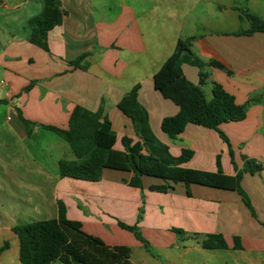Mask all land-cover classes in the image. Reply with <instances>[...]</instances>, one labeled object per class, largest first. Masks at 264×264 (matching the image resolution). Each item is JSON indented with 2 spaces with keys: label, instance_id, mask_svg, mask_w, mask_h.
<instances>
[{
  "label": "crops",
  "instance_id": "obj_1",
  "mask_svg": "<svg viewBox=\"0 0 264 264\" xmlns=\"http://www.w3.org/2000/svg\"><path fill=\"white\" fill-rule=\"evenodd\" d=\"M60 1L67 15L49 32L46 51L30 41L31 21L42 14L43 0H0V101L8 107L7 121L14 134L23 141L56 135L46 127L68 129L73 111L82 107L111 121L116 151L151 155L169 164L191 151V160L180 166L211 173L218 172L220 157L223 173L232 177L244 169L245 158L263 168L245 174L241 183L253 214L237 192L191 185L189 196L183 184L173 185L167 193L154 192L149 188L163 181L147 176L142 178L143 189H137L128 186L132 172L106 169L99 182L63 178L60 162L77 158L56 135L69 148H58L62 144L55 141L43 148L46 155L56 153L52 157L58 168L52 176L48 165L42 167L46 182L54 179L51 201L56 212H44L50 216L46 220L58 218L62 201L67 217L81 222L85 233L109 247H129L134 264L149 262L133 260V250L144 245L119 222L138 226L141 235L151 232L159 248L173 252L179 248L172 245L174 238L167 242L160 238L174 229L184 231L190 241L183 255H197L202 264H264V33L238 35L251 28L243 11L264 20V0ZM188 38L194 39L192 50L206 64L201 88L207 99L213 98V86L219 84L238 105H248L245 120L220 126L228 142L217 131L192 124L174 139L161 129L163 119L176 116L179 107L155 90L153 78L178 40ZM81 56L85 57L78 67L71 65ZM183 71L191 83L200 85L199 68L185 64ZM136 85L141 86L139 102L149 113L155 144L139 137L132 119L118 107ZM21 116L34 124L31 136ZM124 139L129 140L128 149ZM36 166V160L25 156L14 162L6 172L9 185H22L31 193ZM34 191L40 193L41 210H49L42 203L48 200L44 190ZM21 220L16 212H0V249L8 244L0 264H22L13 228L32 222ZM209 235H222L228 249H203ZM236 238L240 249H235ZM168 258L166 264H175Z\"/></svg>",
  "mask_w": 264,
  "mask_h": 264
},
{
  "label": "trees",
  "instance_id": "obj_2",
  "mask_svg": "<svg viewBox=\"0 0 264 264\" xmlns=\"http://www.w3.org/2000/svg\"><path fill=\"white\" fill-rule=\"evenodd\" d=\"M43 4L42 14L31 21L30 41L48 51L49 32L60 26L67 14L60 0H43ZM243 16L250 21L251 28L238 35L251 36L255 33H264V20L247 11H243ZM193 41V38L179 39L172 55L154 75L155 90L179 107L176 116L163 119L161 129L174 139L192 124L215 130L228 142L219 130L220 126L245 120L248 105H238L235 97L219 84L213 86V98L207 99L201 88L207 78L202 72L206 64L194 54ZM84 57L81 56L71 65L78 67ZM185 64L200 69V85H195L186 78L183 71ZM210 65L220 70H227L218 62H211ZM140 89V85L134 86L120 101L118 107L132 119L136 134L145 141L155 144L158 140L152 131L149 113L139 102ZM2 103L4 101H0V105ZM21 119L27 127L28 135L31 136L34 124L26 121L22 116ZM46 129L66 141L77 158L76 161L60 162V173L63 178L99 182L106 169L132 172L134 177L128 182V186L137 189H143L142 178L147 176L163 181L162 185L149 188L154 192L167 193L177 184L185 185L189 196H191L189 191L191 185L237 192L244 205L254 214L241 183L245 174H255L262 170L263 165H259L255 160L245 158L244 169L232 177L223 173L220 157H218V172L211 173L180 166L191 160L193 156L191 151H185L171 164L151 155L128 150L119 152L114 149L116 134L111 121L101 113H93L82 107H77L73 111L68 129L55 127H46ZM123 143L128 149L129 140L124 139ZM58 207L57 219L21 224L13 228L19 239V257L22 264H134L131 260L132 250L129 247L107 246L100 238L85 233L81 222L70 220L62 201H58ZM119 225L134 233L137 240L149 250V244L141 235L138 226H128L122 222H119ZM174 230L184 234L181 230ZM202 247L205 250L228 249L222 235H209L202 242ZM7 248L8 244L0 249V254ZM240 248V240L236 238L235 249Z\"/></svg>",
  "mask_w": 264,
  "mask_h": 264
},
{
  "label": "rangeland",
  "instance_id": "obj_3",
  "mask_svg": "<svg viewBox=\"0 0 264 264\" xmlns=\"http://www.w3.org/2000/svg\"><path fill=\"white\" fill-rule=\"evenodd\" d=\"M7 111L8 107L0 105V212H16V216L19 219H22L21 221L23 222L44 221L50 217L49 213L45 214L44 212H56V207L51 201L54 188V184L51 182L54 179L52 178L46 182L45 177L42 175L44 172L42 167L48 165L49 173H51L52 176L55 175L58 168L52 157L53 155H56V153H50L49 155H46V152L43 151V148L47 147V143H52L53 141L60 142V144H62L59 145L58 148L63 145L67 146V148H69V146L56 135H51L50 137L48 135H40L32 140L30 139L28 141H23L11 130L10 124L7 121ZM58 148L56 147L55 150ZM24 156L33 161L36 160L38 165L36 168L33 167L36 170L32 172L30 178L32 184L31 193L25 191L22 185H9L8 177L6 175L7 168L14 162L23 160ZM35 187L42 188L44 190L48 200L42 203H46L49 206V210H47L46 207L45 211L41 210V202L39 200L41 196L40 193L34 191ZM30 212L41 213L36 215ZM27 216H30L31 218H27ZM139 219H141V217H139ZM142 235L148 242L150 248L149 251L145 247L133 250V260L136 262L149 261L147 264H158L157 261L159 262V260H161V264H166L170 261L168 258L170 257L174 260L175 264H190L192 261H195L196 264H202L201 258L197 255H183V247L190 241V239L187 238V234H179L175 230H172L169 234L166 233V235H163V238H160L163 239V242H167L170 236L173 237L175 241L172 245L175 246V244H177L179 247L175 249L174 252L171 251V249L163 250L159 248L156 244L157 239L152 236L151 232L146 233L145 235L142 232ZM192 242H194V240H192ZM152 254H154L156 258H153ZM160 256L162 257L160 258Z\"/></svg>",
  "mask_w": 264,
  "mask_h": 264
}]
</instances>
